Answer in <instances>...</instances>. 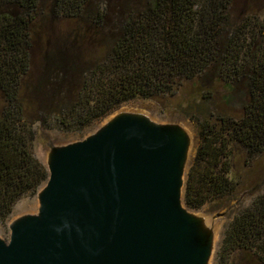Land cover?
I'll return each mask as SVG.
<instances>
[{"label": "trees", "instance_id": "16d2710c", "mask_svg": "<svg viewBox=\"0 0 264 264\" xmlns=\"http://www.w3.org/2000/svg\"><path fill=\"white\" fill-rule=\"evenodd\" d=\"M238 5L247 12L234 21ZM54 21L69 26L55 35ZM186 82L201 104L183 200L198 210L243 188L237 160L250 167L264 156V6L0 0V222L48 178L33 153L36 124L79 132L125 102L173 96ZM254 190L225 226L217 264H264V184Z\"/></svg>", "mask_w": 264, "mask_h": 264}, {"label": "water", "instance_id": "95a60500", "mask_svg": "<svg viewBox=\"0 0 264 264\" xmlns=\"http://www.w3.org/2000/svg\"><path fill=\"white\" fill-rule=\"evenodd\" d=\"M193 138L128 111L53 147L38 209L0 238V264H207L213 235L183 200Z\"/></svg>", "mask_w": 264, "mask_h": 264}, {"label": "rangeland", "instance_id": "374dc122", "mask_svg": "<svg viewBox=\"0 0 264 264\" xmlns=\"http://www.w3.org/2000/svg\"><path fill=\"white\" fill-rule=\"evenodd\" d=\"M245 1L248 2L249 8H256L259 10L264 6V0ZM241 3L242 2L239 4ZM237 9L239 10H235L234 17L236 19H234V21L239 19L238 16L240 11V16L246 14L247 12L246 9L240 8L239 5L237 6ZM242 10L244 11L242 12ZM262 14L263 12L261 13V16ZM52 25L54 27L55 35L62 34L69 26L65 23H59L57 21H54ZM95 53L97 52L95 51ZM193 90L194 88L191 83L186 82L173 96H166L157 99L130 100L121 104L111 114L94 122L92 125L79 132H67L57 128H42L40 125L36 124L34 126V156L43 164H46L48 154L53 147L81 140L97 130L115 112L128 111L146 115L150 120L156 123H179L182 126L185 125L189 128L193 138V145L188 156L186 165L187 171L188 165L195 154L194 138L196 135V123L194 119L199 116L196 109L198 108L197 105L201 104L198 96H196L197 94L195 95ZM213 97L207 102L209 108L211 109L219 104V98L217 95H214ZM235 172L238 175V178L244 181L243 188L240 189L237 195L218 203L206 204L198 210H193L197 215L205 219L206 227L212 232L214 243L212 264H217L216 250L220 243L225 226L232 219L237 210L249 202L253 189H256L254 190V193H256L264 184V156L254 161L250 167H247L241 159L237 160ZM38 206L39 203L37 194L20 198L15 203L9 217L5 221L0 222V238L8 240L10 234V223L23 215L35 214Z\"/></svg>", "mask_w": 264, "mask_h": 264}, {"label": "bare ground", "instance_id": "6f19581e", "mask_svg": "<svg viewBox=\"0 0 264 264\" xmlns=\"http://www.w3.org/2000/svg\"><path fill=\"white\" fill-rule=\"evenodd\" d=\"M183 127L186 129V131L189 133V135L192 136V134H191L189 128H188L187 126H185V125H183ZM204 221H205V219H204ZM205 222H206V221H205ZM212 257H213V252H212V254H211L210 257H209V260H208V263H207V264H212Z\"/></svg>", "mask_w": 264, "mask_h": 264}]
</instances>
